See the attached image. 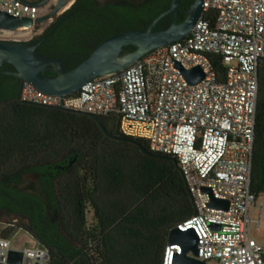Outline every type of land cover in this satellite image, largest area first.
<instances>
[{"label": "built area", "instance_id": "obj_1", "mask_svg": "<svg viewBox=\"0 0 264 264\" xmlns=\"http://www.w3.org/2000/svg\"><path fill=\"white\" fill-rule=\"evenodd\" d=\"M57 2L40 7L0 0V10L40 18ZM46 24L0 28V39L31 40L52 23ZM263 64L264 0H205L203 15L185 39L89 81L76 94H50L25 81L20 100L120 118L125 135L145 139L152 152L171 155L180 164L198 210L178 225L182 231L193 229L199 239L198 255H188L206 264H264V246L250 235L251 209L257 206L252 178ZM197 66L206 77L192 84L184 70ZM213 196L228 200L230 208L210 207ZM0 226V264H14L11 251L23 253L21 264H51L50 247L28 232L29 238L13 245L11 237L23 229L6 236L16 225ZM176 254L182 255L183 247L168 242L162 264H175Z\"/></svg>", "mask_w": 264, "mask_h": 264}, {"label": "trees", "instance_id": "obj_2", "mask_svg": "<svg viewBox=\"0 0 264 264\" xmlns=\"http://www.w3.org/2000/svg\"><path fill=\"white\" fill-rule=\"evenodd\" d=\"M181 2L188 5L187 0ZM171 3L77 0L30 42L44 40L42 49L51 57L83 55L73 69L112 35L132 28L148 29ZM135 49L129 46L125 52ZM6 107L12 111H0V173L15 171L34 158L60 162L69 152L78 154L77 166L60 179L61 224L52 236H36L50 247L51 264H162L171 230L196 214L178 160L171 155L150 157L135 144L111 139L86 113L49 109L19 99ZM101 118L112 133L129 137L121 131L120 118ZM111 120L117 121V129L110 127ZM138 140L150 150L145 139ZM252 189L257 197L264 191V64ZM90 205L95 209L96 229L88 227Z\"/></svg>", "mask_w": 264, "mask_h": 264}, {"label": "water", "instance_id": "obj_3", "mask_svg": "<svg viewBox=\"0 0 264 264\" xmlns=\"http://www.w3.org/2000/svg\"><path fill=\"white\" fill-rule=\"evenodd\" d=\"M24 1L40 7L50 2V0ZM70 1L58 0L53 9L40 18H19L0 10V28L21 30L34 27L38 23H46L50 19L54 21L64 13L62 10ZM204 2L205 0H195L191 9L186 11L188 14L186 20L180 22L181 0H172L170 8L154 19L148 29L132 28L112 35L100 43L88 58L71 70L65 69V60L63 58L41 54L38 51V44H32L28 41L0 39V67L6 61L12 63L18 70L17 75L23 81H31L44 92L61 96L76 94L89 81L100 76L122 71L154 50L185 39L203 15ZM167 16L172 18L171 25L168 28L156 29L160 21ZM129 46H135L136 49L131 52H125V49ZM48 70L54 71L57 75H48ZM184 74L192 84H197L206 77L204 70L200 66L191 70H184ZM61 110L64 109L61 108ZM90 116L98 121L105 134L111 139L135 144L147 156L168 158L165 155L147 149L137 138L124 137L112 133L101 117L97 115ZM173 159L177 161L175 157ZM203 191L211 193L209 188H204ZM209 206L228 210L230 202L213 196ZM196 214H198L197 209ZM169 244H180L183 247V254H176L175 264H206L205 261L188 255L190 251L198 255L199 239L193 229L188 231H182L178 227L172 229L169 235ZM9 260L11 263L21 264L23 262V253L11 251Z\"/></svg>", "mask_w": 264, "mask_h": 264}, {"label": "flooded vegetation", "instance_id": "obj_4", "mask_svg": "<svg viewBox=\"0 0 264 264\" xmlns=\"http://www.w3.org/2000/svg\"><path fill=\"white\" fill-rule=\"evenodd\" d=\"M187 2L188 5L181 2L180 22L186 20L188 16L186 11L191 9L195 0ZM169 17L161 20L156 29L168 28L172 23V18ZM31 43L38 44V51L41 54L49 55L42 49L44 40H35ZM61 58L65 60V69L71 70V66L78 64L83 55ZM17 74V68L8 61L0 67V105L8 106L15 100H20L25 81ZM47 74L57 75L52 70H48ZM11 111L9 108L4 109V112ZM78 160V154L69 152L60 162H56L54 158H34L15 171L0 173V219H2L0 223L7 221L14 223L34 237L40 233L52 236L61 224L63 215L60 179L74 170Z\"/></svg>", "mask_w": 264, "mask_h": 264}, {"label": "rangeland", "instance_id": "obj_5", "mask_svg": "<svg viewBox=\"0 0 264 264\" xmlns=\"http://www.w3.org/2000/svg\"><path fill=\"white\" fill-rule=\"evenodd\" d=\"M108 1L110 0H101V2L103 3L108 2ZM16 40H19V39H16ZM20 40H23V39H20ZM24 40H28V39H24ZM6 108H7L6 105L4 104L0 105V111H4V109ZM109 124H110V127L117 129L116 120H111ZM95 215H96L95 209L92 205H90L88 213H87V218H88V227L91 229H96L98 227V221L96 220ZM251 216L254 222L251 224V227H250V235L264 246V191H262L258 195L257 206L253 205L251 209ZM1 220L2 219H0V221ZM1 229L2 227L0 226V232H1ZM25 237L29 238L28 234L25 231L17 230V233L11 237L13 245H17Z\"/></svg>", "mask_w": 264, "mask_h": 264}, {"label": "bare ground", "instance_id": "obj_6", "mask_svg": "<svg viewBox=\"0 0 264 264\" xmlns=\"http://www.w3.org/2000/svg\"><path fill=\"white\" fill-rule=\"evenodd\" d=\"M75 1L76 0H71L70 3L62 10V12H66L68 9H70L74 5ZM52 22H53V20L50 19L48 22H46L47 23L46 25H48Z\"/></svg>", "mask_w": 264, "mask_h": 264}]
</instances>
